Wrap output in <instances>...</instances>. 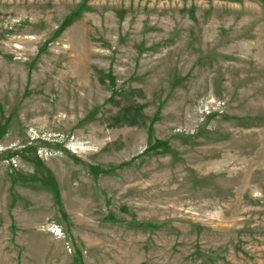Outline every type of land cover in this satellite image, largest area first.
Here are the masks:
<instances>
[{
	"label": "rangeland",
	"instance_id": "rangeland-1",
	"mask_svg": "<svg viewBox=\"0 0 264 264\" xmlns=\"http://www.w3.org/2000/svg\"><path fill=\"white\" fill-rule=\"evenodd\" d=\"M0 264H264V0H0Z\"/></svg>",
	"mask_w": 264,
	"mask_h": 264
}]
</instances>
